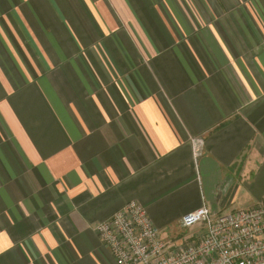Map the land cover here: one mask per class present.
Masks as SVG:
<instances>
[{
  "label": "crops",
  "instance_id": "obj_1",
  "mask_svg": "<svg viewBox=\"0 0 264 264\" xmlns=\"http://www.w3.org/2000/svg\"><path fill=\"white\" fill-rule=\"evenodd\" d=\"M129 201L264 203V0H0V264H116Z\"/></svg>",
  "mask_w": 264,
  "mask_h": 264
},
{
  "label": "built area",
  "instance_id": "obj_2",
  "mask_svg": "<svg viewBox=\"0 0 264 264\" xmlns=\"http://www.w3.org/2000/svg\"><path fill=\"white\" fill-rule=\"evenodd\" d=\"M200 225L193 239L167 241L144 207L129 201L94 227L116 264H264V203L227 213L202 206L179 225Z\"/></svg>",
  "mask_w": 264,
  "mask_h": 264
},
{
  "label": "rangeland",
  "instance_id": "obj_3",
  "mask_svg": "<svg viewBox=\"0 0 264 264\" xmlns=\"http://www.w3.org/2000/svg\"><path fill=\"white\" fill-rule=\"evenodd\" d=\"M205 207V206H204ZM249 208V207H248ZM243 209H246V208H243ZM238 210H241V209H238ZM179 228H177L178 232L175 233V238H171L170 237H165L166 235H164V237H162L163 239L167 240V241H174V242H181L183 240H186V239H193L195 238L197 235L200 234L201 232V227L200 225H194L192 227H189V228H183L181 227L180 225H178ZM166 238H169V239H166Z\"/></svg>",
  "mask_w": 264,
  "mask_h": 264
}]
</instances>
